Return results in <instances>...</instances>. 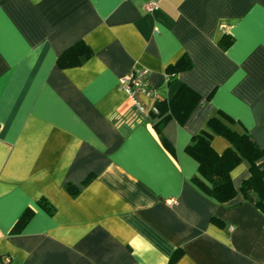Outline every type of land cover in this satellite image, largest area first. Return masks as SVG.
<instances>
[{
	"label": "crops",
	"instance_id": "1",
	"mask_svg": "<svg viewBox=\"0 0 264 264\" xmlns=\"http://www.w3.org/2000/svg\"><path fill=\"white\" fill-rule=\"evenodd\" d=\"M143 3L0 0V264H264V211L239 190L248 162L219 202L186 151L219 111L264 147V0ZM77 40L92 54L60 68ZM134 67L148 69L163 113H141L120 87ZM183 85L198 97L184 118ZM138 98L147 110L156 100ZM211 146L231 145L217 134Z\"/></svg>",
	"mask_w": 264,
	"mask_h": 264
},
{
	"label": "trees",
	"instance_id": "2",
	"mask_svg": "<svg viewBox=\"0 0 264 264\" xmlns=\"http://www.w3.org/2000/svg\"><path fill=\"white\" fill-rule=\"evenodd\" d=\"M231 42L232 38L225 34L218 40V44L223 49H226ZM91 54L92 50L90 47L83 40H77L63 49L56 59V64L60 68L74 66L85 61ZM185 60L186 58L183 57L178 64L168 68L169 78L174 75L176 70L188 65ZM192 95L196 96L194 91L183 85L175 96L177 99H175L173 104L182 105L185 108L182 112V118L187 115L195 99H198L197 96L193 98ZM183 98H186V100L183 101ZM153 104L156 105L158 112H151L150 115L152 116L163 113L168 107L165 101H158V98ZM167 119V116L162 117L158 123ZM233 122V119L231 120L224 112L219 111L216 115L207 119L205 127L197 132L186 145V151L198 161V172L201 177H196L193 180L209 197L211 196L219 202L229 201L236 195V189L231 182L230 170L236 163L246 160L248 162L249 175L241 182L239 190L246 199L252 201L256 207L264 211V169H262L260 162L258 163L259 159L264 155V147L256 144L249 132H240L233 128ZM217 134L223 135L231 145L221 154L216 153L211 146V140ZM159 136L162 138L161 134ZM162 140L164 139L162 138ZM65 187L67 191L77 192V186L73 184H67ZM37 205L49 214L54 211L53 205L46 198L38 199ZM32 215V208L28 207L25 209L11 230L19 231L30 220Z\"/></svg>",
	"mask_w": 264,
	"mask_h": 264
},
{
	"label": "built area",
	"instance_id": "3",
	"mask_svg": "<svg viewBox=\"0 0 264 264\" xmlns=\"http://www.w3.org/2000/svg\"><path fill=\"white\" fill-rule=\"evenodd\" d=\"M160 0H144L143 9L150 12L157 9ZM224 25L222 24L221 27ZM148 69L145 67H134L127 71L126 75L120 80V87L125 91L131 99H133L135 108L144 114V112H158L155 104H152L147 110L146 106L138 98L140 95H145L152 100L156 99V92L150 86H148ZM170 204L177 203L174 198L169 199ZM231 228V226H230Z\"/></svg>",
	"mask_w": 264,
	"mask_h": 264
}]
</instances>
